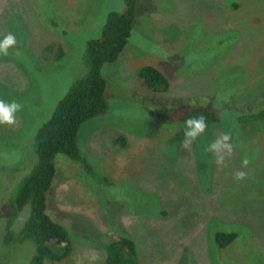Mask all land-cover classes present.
Returning a JSON list of instances; mask_svg holds the SVG:
<instances>
[{"label": "rangeland", "instance_id": "obj_1", "mask_svg": "<svg viewBox=\"0 0 264 264\" xmlns=\"http://www.w3.org/2000/svg\"><path fill=\"white\" fill-rule=\"evenodd\" d=\"M124 6L0 0V42L16 40L0 50V101L19 105L17 124H0V264H32L33 242L17 238L29 207L10 221L13 196L37 162L38 129L87 74L86 42ZM49 44L62 47L60 60L43 59ZM147 65L169 79L165 93L140 86L137 73ZM101 74L107 110L81 125L77 142L107 186L55 157L46 213L67 232L72 252L44 264H105L103 249L83 236L106 243L117 232L135 241L139 264H264V123H239L264 108V0H137L127 45ZM195 107L214 109L219 120L186 148L190 129L168 120ZM225 133L232 152L222 149L218 164L207 148ZM119 136L124 148L114 145ZM238 171L245 179H235ZM216 232L237 237L220 250Z\"/></svg>", "mask_w": 264, "mask_h": 264}, {"label": "trees", "instance_id": "obj_2", "mask_svg": "<svg viewBox=\"0 0 264 264\" xmlns=\"http://www.w3.org/2000/svg\"><path fill=\"white\" fill-rule=\"evenodd\" d=\"M137 0H125L124 10L109 13L98 39L85 44L84 63L87 74L77 80L59 101L51 117L37 131L34 138L37 162L31 173L23 179L13 196V208L10 221L16 219L19 212L29 207V217L20 229L18 241L33 242L35 255L32 264H44L46 261L58 263L68 258L72 245L65 229L51 220L46 213L47 193L52 187L56 174L54 159L63 155L72 163L83 166L86 173L104 183L105 180L94 175L90 165L81 156L77 134L81 125L107 110L105 100L106 81L102 77L103 66L116 62L127 45L135 19ZM237 7V5H233ZM58 44H49L43 49L45 61H58L63 56ZM140 86L154 94L165 93L170 86L169 79L152 66H143L138 70ZM204 116L207 126L219 120L218 113L212 108L195 107L177 110L169 118L170 123L186 126L189 118ZM264 123V108L239 118V123ZM191 130V129H190ZM114 145L124 148L126 140L119 136ZM106 182H105V184ZM12 225V224H11ZM15 226V223H13ZM116 234V230L114 231ZM117 232V238L106 243L97 242L83 236L86 241L100 246L105 253V264H139V250L129 236ZM235 233L216 232L213 240L218 249H224L236 239Z\"/></svg>", "mask_w": 264, "mask_h": 264}, {"label": "clouds", "instance_id": "obj_3", "mask_svg": "<svg viewBox=\"0 0 264 264\" xmlns=\"http://www.w3.org/2000/svg\"><path fill=\"white\" fill-rule=\"evenodd\" d=\"M16 43L15 37L11 34L5 37L3 42H0V50H6L9 47L14 46ZM7 55V52L5 51ZM19 105L13 102L10 106H6L2 101H0V124H7L9 126H13L17 124V120L14 118L13 113L18 109ZM186 128L191 129L190 131H185V139L182 142L183 147H188L192 144V141L196 140L197 137L202 135L206 128V118L204 116L189 118L186 121ZM230 134L225 133L215 142L211 143L207 151L212 152L214 154H219L223 149L226 151L227 155H230L232 152V145L229 143ZM225 157L223 155H217V163L223 164ZM250 162L247 159L242 161V166L246 167ZM247 176V173L244 171H238L235 174L236 180H243Z\"/></svg>", "mask_w": 264, "mask_h": 264}]
</instances>
